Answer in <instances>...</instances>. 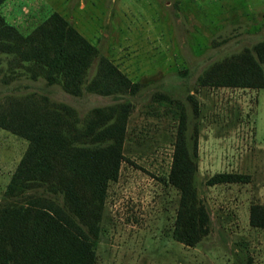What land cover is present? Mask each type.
Here are the masks:
<instances>
[{"label":"rangeland","instance_id":"obj_1","mask_svg":"<svg viewBox=\"0 0 264 264\" xmlns=\"http://www.w3.org/2000/svg\"><path fill=\"white\" fill-rule=\"evenodd\" d=\"M0 11L25 32L57 11L141 81L126 96L124 159L108 182L95 264H264V228L249 223L250 205L264 204V87L198 83L212 62L264 38V0H5ZM28 90L72 104L81 118L115 101L86 90L73 95L25 72L0 80V95ZM181 110L209 213V231L194 245L173 237L179 191L168 173ZM26 146L0 126V201ZM219 171L250 179L208 184Z\"/></svg>","mask_w":264,"mask_h":264},{"label":"trees","instance_id":"obj_2","mask_svg":"<svg viewBox=\"0 0 264 264\" xmlns=\"http://www.w3.org/2000/svg\"><path fill=\"white\" fill-rule=\"evenodd\" d=\"M0 72L4 83L25 72L73 95L86 90L115 99L81 118L75 106L45 92L0 95V126L27 139L0 201V264H95L108 182L117 178L124 159L131 110L126 96L136 93L141 81L127 76L57 11L26 32L0 11ZM198 83L264 87V38L212 62ZM196 169L181 110L168 182L179 191L173 237L188 245L209 231ZM249 179L248 173L219 171L207 183ZM249 223L264 228L263 203L250 205Z\"/></svg>","mask_w":264,"mask_h":264}]
</instances>
